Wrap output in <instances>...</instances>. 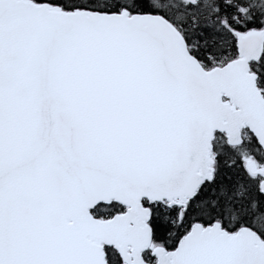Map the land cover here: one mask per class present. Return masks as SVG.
Segmentation results:
<instances>
[{"label": "snow or ice", "instance_id": "1", "mask_svg": "<svg viewBox=\"0 0 264 264\" xmlns=\"http://www.w3.org/2000/svg\"><path fill=\"white\" fill-rule=\"evenodd\" d=\"M0 264H264V0H0Z\"/></svg>", "mask_w": 264, "mask_h": 264}]
</instances>
